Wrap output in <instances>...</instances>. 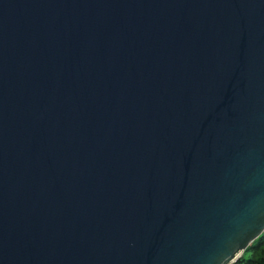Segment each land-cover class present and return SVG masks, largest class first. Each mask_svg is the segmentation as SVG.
<instances>
[{
  "label": "water",
  "instance_id": "1",
  "mask_svg": "<svg viewBox=\"0 0 264 264\" xmlns=\"http://www.w3.org/2000/svg\"><path fill=\"white\" fill-rule=\"evenodd\" d=\"M264 234V0H0V264H235Z\"/></svg>",
  "mask_w": 264,
  "mask_h": 264
},
{
  "label": "trees",
  "instance_id": "2",
  "mask_svg": "<svg viewBox=\"0 0 264 264\" xmlns=\"http://www.w3.org/2000/svg\"><path fill=\"white\" fill-rule=\"evenodd\" d=\"M235 264H264V234L248 247Z\"/></svg>",
  "mask_w": 264,
  "mask_h": 264
}]
</instances>
